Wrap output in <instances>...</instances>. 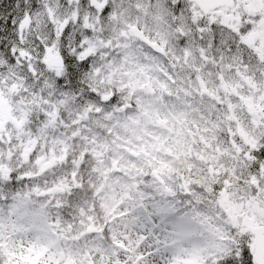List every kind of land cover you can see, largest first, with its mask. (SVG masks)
Returning a JSON list of instances; mask_svg holds the SVG:
<instances>
[{
  "label": "trees",
  "instance_id": "1",
  "mask_svg": "<svg viewBox=\"0 0 264 264\" xmlns=\"http://www.w3.org/2000/svg\"><path fill=\"white\" fill-rule=\"evenodd\" d=\"M221 11L215 23L185 0H0V97L9 106L0 116V223L14 210L30 214L59 264L115 246L103 168L139 111L108 68L128 61L129 51L107 43L126 42L118 35L126 15L150 39L158 25L164 46L179 47L159 56L132 39L144 47L134 55L168 76L157 93L190 116L169 130L179 149H152L162 177L148 164L131 190L186 226L190 264H254L251 227L227 206H250L264 226V0H237L230 21ZM47 51L61 57L60 70L43 65ZM0 264L21 263L0 244Z\"/></svg>",
  "mask_w": 264,
  "mask_h": 264
},
{
  "label": "rangeland",
  "instance_id": "2",
  "mask_svg": "<svg viewBox=\"0 0 264 264\" xmlns=\"http://www.w3.org/2000/svg\"><path fill=\"white\" fill-rule=\"evenodd\" d=\"M232 10L222 9L221 11L228 16V21L232 19L229 13ZM208 17L209 19L213 17L215 23L221 19L213 12ZM150 22L159 24L157 19L155 21L154 15L150 18ZM134 23L133 19L124 15L120 21L121 30L118 35L128 34L129 29L136 27L147 36L146 31ZM158 27V25L153 27V29H158L157 35L150 41L163 47L162 29ZM127 37L125 43L117 36L107 43L113 48H126L129 51L128 61L108 65V68L115 67L114 70L109 71L111 76L115 78L117 75V81H121L133 93L135 108L139 110L133 115L130 114L131 120L126 127L130 130L133 126L134 129L129 136L117 134L116 144L111 148L113 154L110 165L103 168L104 183L107 188L102 198V205L105 215L112 220L110 238L115 242V246L111 249L91 250L86 257L84 255L74 256L73 261L74 264H190L195 258V251L193 243L189 242L186 226L183 223L179 224L175 215H172L170 209L164 205L145 202L142 193L138 191L133 193L131 190L136 180L135 177L145 171L148 166L158 168L156 162L159 158L153 156L152 149L169 154L179 149L181 142L175 140L172 133L168 136V133L176 122L177 124L184 123L190 116L176 108L170 110L168 104H164V108H167L169 112L164 108L159 109V104L162 102L158 101L159 95L155 92L162 86V83L152 74V60L148 58L146 64L141 62L140 58L134 55L138 48L134 45L132 37L129 35ZM166 47L171 48V45ZM172 47L179 48L174 45ZM50 53L47 51L45 58ZM183 56L189 57L188 54ZM204 82H208V79ZM232 90L233 86L230 88V91ZM252 99L262 101L263 97L253 96ZM0 125H3L1 120ZM195 128L199 134L201 132L199 127L195 126ZM158 129H163L166 134L159 133ZM237 134L244 136L240 131ZM171 139L174 143H167ZM257 139V136L245 137L247 143L252 144H256ZM172 146L174 148L170 149ZM113 165L116 170L111 172ZM160 170V168L157 169L158 172ZM152 172L155 173V170L153 169ZM159 174L161 178V172ZM161 184L163 185L162 182ZM185 186L188 187L187 184ZM230 197L231 194L228 193L226 198L229 200ZM229 202L227 208L235 210L232 215L238 221L247 227L260 225L261 217L250 206L245 207L243 203L236 205L230 200ZM244 210L248 211L244 212ZM42 231L30 214L14 210L7 220L0 223V244L5 247V252L10 259L17 263L59 264V257H52L48 235L45 237Z\"/></svg>",
  "mask_w": 264,
  "mask_h": 264
},
{
  "label": "water",
  "instance_id": "3",
  "mask_svg": "<svg viewBox=\"0 0 264 264\" xmlns=\"http://www.w3.org/2000/svg\"><path fill=\"white\" fill-rule=\"evenodd\" d=\"M189 3H193L203 14L209 11L225 7L232 8L234 5L233 0H187ZM130 32L140 40L145 43L154 53L162 54L163 50L159 48L157 44L150 43L146 40L143 33L136 28H131ZM62 60L58 54H53L48 56L43 60V65L48 68H59L61 66ZM0 115L5 117L8 115V105L5 101L0 98ZM114 168V167H113ZM115 169V168H114ZM154 176L155 173H153ZM250 233L252 234V252H253V262L254 264H264V226H254L250 228Z\"/></svg>",
  "mask_w": 264,
  "mask_h": 264
},
{
  "label": "flooded vegetation",
  "instance_id": "4",
  "mask_svg": "<svg viewBox=\"0 0 264 264\" xmlns=\"http://www.w3.org/2000/svg\"><path fill=\"white\" fill-rule=\"evenodd\" d=\"M169 75L171 76L170 73H169ZM166 76H167V74H166ZM167 77H168V76H167ZM164 90H165V92H166V89H164ZM157 95H159V97H161L162 101H163L165 104H168L170 110H172V108H173V109L176 108V110H178V109H177V108H178L177 106L175 107V106L171 105V103H173V102L167 103V102L165 101L166 98H164V96H162V94H159V92H158ZM178 99H181V98L178 97ZM166 111L169 112L167 108H166ZM179 111H180V110H179ZM183 124H184V123H180V126H181L180 128H182Z\"/></svg>",
  "mask_w": 264,
  "mask_h": 264
}]
</instances>
